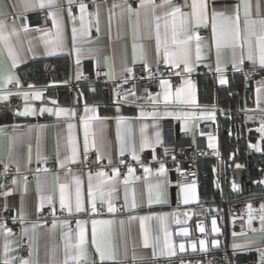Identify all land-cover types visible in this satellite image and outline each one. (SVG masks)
I'll use <instances>...</instances> for the list:
<instances>
[{"label": "crops", "instance_id": "obj_1", "mask_svg": "<svg viewBox=\"0 0 264 264\" xmlns=\"http://www.w3.org/2000/svg\"><path fill=\"white\" fill-rule=\"evenodd\" d=\"M38 3V0H34ZM47 3V0H45ZM128 3V0H127ZM161 0H158L157 4H160ZM190 3V0H189ZM238 3V0H208L209 10L215 8L217 11H224L226 14H231L234 11V5ZM252 5L251 12L253 19L264 18V0H250ZM86 4V3H85ZM114 4L120 5V7H113ZM173 4L178 5L174 0ZM58 5L64 7V11H60V7H55L53 10L57 11L63 17V36L64 46L62 49L55 51L53 54H49L50 46H45L44 39H51V37H43V32L36 30H29L24 32L19 31V36H13L11 43L16 50L19 60L15 69L11 67V58L7 55V49L0 45V74L6 75L14 72L18 76L23 84V90L28 91L29 95L34 96L36 91H40L42 98L46 95L50 102L53 103H69L68 96L63 100H59L57 96L58 88L66 87L67 79L70 75L76 74L82 64L89 63L97 66H105L107 69L108 79H119L126 71L131 69V66L135 63H142L147 60L149 67L157 64V53L155 43V23L152 20L151 14L145 16L144 10L141 11L139 18L135 14L129 15L125 9V0H115L109 6L104 2L98 0L92 3V8L88 13H99V32L95 26V16H90L88 19L92 21V27L87 36L77 35L76 43L72 41V21L67 15V3L66 0H58ZM257 5L259 6L257 8ZM139 7V0L133 8ZM78 16L80 15L79 6ZM40 10L50 11L47 7L41 9L38 6L27 12L22 7L21 0H0V19H4L9 25V30L13 23L18 29L24 25L19 18L25 17L29 13H34ZM170 10V9H164ZM163 10L157 9V14H161ZM184 11H189V8ZM23 13V15H20ZM147 20V23H146ZM163 23V22H161ZM76 26L79 28V20L77 19ZM53 34L55 29L50 30ZM163 31V28L161 29ZM200 35L207 41L210 30L200 29ZM45 32V31H44ZM137 45L135 54L133 52V44ZM142 46V47H141ZM31 48V50H29ZM82 49L79 56V64H77V51L76 49ZM91 49V51H89ZM231 61L230 49H225L222 53L220 67L223 72H217L215 48L212 46V50L208 51L207 47L202 52V57L199 62L194 63L193 71L198 65H204L208 71L213 70L217 73L215 83L218 85L225 84L229 78L235 79L237 75H240L245 70V64H250L254 69V65L247 59L244 60L242 65L233 67ZM59 62H63V71L59 77H50L44 81H36L29 77L25 72H21V68L30 64H39L44 69L53 70ZM159 63L164 64L161 52V58ZM149 69V68H147ZM255 70L262 71L264 68L256 65ZM191 72V73H192ZM188 79L187 77H184ZM167 79V78H166ZM221 79L226 82L221 84ZM29 85L33 87L29 89ZM89 88L79 87L74 93V104H79L78 108H75L76 116L68 120L65 116L57 117L53 113L39 112L38 116L29 115L30 118L22 116L16 120L17 124H22L24 127L15 129L12 132L11 137H15L13 143L7 134L0 133V163L14 165L17 169L19 166L18 174L16 175V183L13 188L0 191V208L4 205L11 208L14 213V219L16 224L20 227L17 232L7 239L13 241L11 247L14 249L9 253L10 257H17L14 263L19 264V257L30 258L31 260L38 261V264H63L64 260V234L71 229L75 238L78 230L76 229V220H87L88 223L85 226L87 237V248L89 253V259L92 261H99L98 253L95 252V246L91 244V220L92 219H106L112 220L113 223L107 226H97L98 231L103 228L104 231V244L106 248L115 253V260H108L103 264H163L173 262L175 260L185 258L190 255L206 254L211 250L224 249L233 247V245H240V247L246 246H259L263 245V240L259 232H252L250 230L237 233L238 235H229L227 230V217L224 214V219L220 220L218 217L217 224H219L221 231L212 235L211 216L216 215L214 207L210 201L207 206L199 205V202H205L199 197L198 182L196 180L182 179L179 182H172L168 178L170 183L165 188V197L160 203H153L149 205L147 203L146 188L148 184L155 185L158 180L164 179L156 175V170L159 168V164L156 167L143 164L152 170V173L145 179V173L142 167L141 175H134L129 177V184L127 186L129 203L131 202L132 190L135 189L137 194L138 206L135 210L126 209L124 206L125 185L123 179L118 178L116 182L117 191L113 194V203L115 204L117 211L115 213L107 212V205L100 206L99 214H92L89 211L85 213H73L65 216H59V190L57 187V176H59L60 182H66L68 177L65 176L66 169H61L57 162V153H59V159H63L65 155L69 154V148L67 144L69 129L67 124L73 123L75 127L72 129V135L77 138L79 155L76 163H70L68 167L73 172L79 174L84 181V192L87 200V175L88 171L81 169L83 162V124L80 121V117L85 115L92 117L97 116L100 118L107 117L108 119L92 120L89 127V150L96 151L97 155L101 157L100 167L91 172L95 174L98 170H104L112 175V168H115L117 158L120 155L121 142L125 145V153L131 155V147L134 143L136 154L140 157L141 152L144 149L153 148L158 144L170 140L171 136L175 139L180 136H184L186 133L192 135L196 128V125L200 121H215L216 117L221 114L214 112V119H202L201 112H209V107H196L195 105H177L171 104L165 109L161 104L156 109L159 113L157 118L153 120L152 117H141L140 112L143 107L145 111H153L150 104L143 102H130L120 100L110 89L108 83L95 85L91 84ZM95 85V86H94ZM172 85V84H171ZM180 86V85H179ZM173 87V86H172ZM178 87V86H177ZM176 87H173V91ZM260 88V103L257 105V89ZM16 91V90H15ZM13 91V92H15ZM70 92V90H67ZM162 89L159 87V92ZM193 93L195 96L196 104L198 103L197 91L194 86ZM249 98L247 100V106L245 109H256L258 111H264V84L257 85L255 88L249 90ZM67 92V93H68ZM155 94V93H153ZM91 95V98L88 96ZM18 96L13 94L8 97L7 100H0V116H3L6 111L9 110L8 100L12 97ZM130 97H127V99ZM162 99V97H161ZM250 99V100H249ZM24 100V98H23ZM54 103V104H56ZM85 106H88L90 111L85 113ZM25 107V106H24ZM52 106H40V108H51ZM39 108V109H40ZM67 108V107H65ZM94 108V111L91 110ZM213 108V107H211ZM119 109V111H117ZM200 109V110H196ZM165 111L175 112L179 115L181 112L195 113L196 119H177L174 115H166ZM204 116L209 115L203 113ZM117 115L128 118L126 121L121 122L119 125L117 121L113 119ZM172 118V128L169 130L162 118ZM8 123H11V118L8 119ZM144 124L148 125V128L142 133L141 128ZM6 125L4 121H0V126ZM31 126V127H29ZM119 127V135L117 129ZM157 132L159 133V143H156ZM144 137H147L151 143L150 147H145L141 150V144ZM216 136L211 137V143L216 145ZM93 143L95 147H93ZM39 156V159H38ZM31 157V162L46 163L48 160L53 161L52 168L49 172H36L28 175L26 173L27 165ZM46 158V161H45ZM111 160V164H109ZM239 165V164H237ZM214 172V169H213ZM141 177L140 180H135L134 177ZM26 178V179H25ZM39 180L40 191L37 190V181ZM218 177L214 178L215 187L218 182ZM219 181V180H218ZM195 185L194 198L190 195V200L187 205L183 203L184 193L181 191V185ZM56 189L53 193V189ZM240 186H238L239 190ZM236 190V189H235ZM7 193V194H5ZM54 194V203L56 206L55 223L53 227L54 217L47 222L45 219L37 218V211L40 204V196L42 194ZM155 198V190H154ZM207 202V201H206ZM179 204V205H177ZM44 207L51 206L45 204ZM217 209L221 210L220 206ZM181 210V213L179 212ZM218 210V211H219ZM208 213L207 218L204 220L196 219L197 215ZM24 215V223L20 222V215ZM162 213H178L181 223H176V216L169 215L164 221L169 233H171V240L176 246V254L174 256H161L160 247L163 245L164 233L161 229V221L157 218H153L151 221L145 223L150 228V241L148 247L144 246L143 232L141 230V224L139 219H130V217L147 216L150 214H162ZM184 213L188 215L185 216ZM221 214V212H220ZM219 214V215H220ZM68 220L69 225L65 226L62 221ZM123 221V223H121ZM198 223H202L205 227V232L201 233L197 227ZM37 224L38 227L33 232L31 225ZM181 227H187L189 229V235L187 237L179 234ZM22 228H28L27 235L22 233ZM206 234V235H204ZM29 236H32V255L29 257L19 255V246L21 244V238L27 243L29 247ZM159 236L160 243L154 249L151 246L154 238ZM205 240V247L202 250L199 245V241ZM197 244L196 250L191 247L192 242ZM212 241H217V244L213 245ZM4 243L5 236L3 231L0 230V264L6 258L4 255ZM185 244V251H179V244ZM19 245V246H17ZM239 248V247H237ZM203 259H199V263H202ZM73 264V262H70ZM82 264H87V260Z\"/></svg>", "mask_w": 264, "mask_h": 264}, {"label": "snow or ice", "instance_id": "obj_2", "mask_svg": "<svg viewBox=\"0 0 264 264\" xmlns=\"http://www.w3.org/2000/svg\"><path fill=\"white\" fill-rule=\"evenodd\" d=\"M22 7L25 12L32 10L34 7H39L41 9L47 7L49 11V15L51 17L52 26L55 29V33L53 34L51 31H45L42 33L43 37H51V39H44L45 46H50L49 54H53L55 51L60 50L64 46V28H63V17L57 11L53 10L55 7H60V11H64V7L62 5H58V0H38L34 2V0H21ZM77 0H66L67 3V15L72 21V41L75 45L77 35L87 36L92 27V21L88 19L90 16H95V26L97 32H99V13L98 11L95 13L87 12V5L83 2V0H78L79 12L80 15L77 17L73 14L72 5L76 3ZM113 7H120V5L114 4ZM125 9L129 13V15L135 14L137 18L140 17L141 11L144 10L145 16L151 14L152 20L155 23V43H156V53H157V64H159L162 52V58L165 65H170L174 69H179L181 65H183L184 72L186 74H190L193 71V65L196 62H199L202 57V52L207 47L208 51L212 50V46L215 48V56H216V64H217V72H223V69L220 67L222 53L225 49H230L231 51V63L233 67H237L242 65L244 60L247 59L251 61L254 65L253 71H255V66L258 65L261 68H264V18L261 19H253L251 8L252 5L250 0H238V3L234 5V11L231 14H226L224 11H217L215 8L209 10L208 0H190L188 4L189 11H184L181 5L173 4V0H161L160 4H157L155 0H139V7L133 8L131 4L127 3L125 0ZM259 6L257 5V8ZM157 9L163 10L161 14H157ZM170 9V10H164ZM23 15V13H20ZM77 19L79 20V28L76 26ZM163 22V23H161ZM147 23V20H146ZM163 28V31L161 29ZM209 29L210 35L207 39L200 35V29ZM23 30L24 32H28L29 29L27 25H22L21 29H18L15 26V23L11 26L9 30V25L6 23L4 19H0V45L3 48L7 49V55L11 58V67L15 69L16 64L19 60V56L14 49L11 40L13 36H19V31ZM39 31V29H36ZM142 47V46H141ZM137 45L133 44V52L135 54V50ZM31 50V48L29 49ZM77 64H79V56L82 52V49L77 48ZM91 51V49H89ZM146 68H149V78L151 79L152 73L150 67L147 64V60L144 61ZM126 71L131 72L132 69H126ZM171 75H175L182 78V83L180 86L176 87L173 91V87L171 85L170 79H165L161 76L159 79V87L162 89L161 92H157L155 94L148 92V95L144 98L146 103L150 104L153 108V111H145L143 107L140 112V116L147 118L152 117L153 120L157 118L159 115L156 110L158 106L161 104L164 105L165 109L171 104L177 105H195L196 104L195 96L193 93L194 85L192 84L190 79H186L182 77V74L179 71H174ZM79 79V75L77 76ZM17 85V89L15 92L9 87L12 83ZM128 81L125 80L124 83ZM226 81L221 79L220 83L223 84ZM33 86L29 85V89ZM260 91L261 89H257V105L260 103ZM16 94L22 95L24 100L26 101L25 107L23 111H18L17 114L21 116H29L36 115L37 109L30 104L27 103L29 100V92L23 90V84L18 76L12 73H8L6 75L0 74V100H7L9 96ZM128 96L136 97L135 92H128L125 94V99ZM162 97V99H161ZM35 100H41L42 94L40 91H36L34 96L32 97ZM136 99H140V97H136ZM53 103H56L53 101ZM214 108V106H213ZM94 111V108L91 109ZM53 113L55 116H65L69 121L73 117L76 116V112L74 108H65V107H57L55 111L51 108H40L39 112L42 114L43 112ZM90 109L88 106H85V113L89 112ZM119 111V109H117ZM209 115L204 116L201 113L199 118L202 119H214V113L212 110H208ZM166 115H174L177 119H196L195 113H187L181 112L177 115L175 112L165 111ZM99 119H108L107 117L100 118L97 116L89 117L87 115L80 117V121L83 124V152L85 158L87 157L89 151V127L90 122L92 120ZM119 125L121 122L126 121L128 118L124 116L117 115L114 117ZM31 127V126H29ZM75 125L71 122L67 124V128L69 129V136L67 140L69 154L65 155L63 159H59V153H57V162L61 169H66L65 176L68 177L66 182H60L59 176H57V187L59 190V209L66 210L69 215L73 213H85L89 211L92 214L98 213V203L100 206L107 205L108 213H115L117 208L113 203V194L117 191L116 182L120 176V172L118 168H112V175H109L108 172L104 170H98L95 174L89 172L87 175V200L84 192V181L82 177L73 172L68 165L70 163H76L78 161L79 155V147L77 138L72 135V129ZM148 128L147 124H144L141 128V132L143 133L145 129ZM2 131V129H0ZM258 131L262 134L261 140L264 141V121L261 123V127ZM119 135V127L117 129ZM157 139L156 143H159V133L156 134ZM15 137H11L10 140L14 143ZM210 143L209 147L215 148V145L211 143V136L209 137ZM95 147V144L92 145ZM151 143L147 137H144L141 144V150L145 147H150ZM125 145L123 141L121 142L120 155L123 156L125 153ZM131 155L134 161L139 163L141 167H143V171L145 173V179L149 174L152 173V170L149 167L143 165V161H141L140 157L136 154L135 145L133 143L131 147ZM101 157L98 156V159ZM39 159V156H38ZM155 159V157H153ZM46 161V158H45ZM29 162H31V157H29ZM159 168L156 170V175L159 177H164L162 180H158L155 185L148 184L146 188L147 193V203L149 205L155 203H160L165 197V188L170 183L167 180V171L163 161H158ZM109 164H111V160H109ZM120 164H124V161L121 160ZM237 167H241V165H237ZM5 174L8 171V164L4 165ZM17 171H19V166H17ZM44 172H49V169H43ZM135 169L131 166L127 168V175L123 179V184L125 185V195H124V206L126 209L135 210L138 206L137 202V194L135 189L132 190L131 194V202L129 203L128 198V190L127 186L129 184V177H133ZM183 175V173H181ZM26 179V178H25ZM135 180H140L141 177H134ZM13 183H16V180H13ZM181 191L184 193L183 203L187 205L191 196L194 198L195 196V185H181ZM235 188L236 185H233ZM37 190L40 191L39 180L37 181ZM55 188L53 189V193L55 192ZM154 190H155V198H154ZM7 194V193H5ZM47 204L52 207L54 222L53 227L56 226L55 223V212L56 206L54 203V194H42L40 196V204L39 209L42 210ZM257 210L253 209L251 204L247 205V228L252 232L260 231L264 232V203H261L259 206V214L254 215V212ZM169 215L176 216V223L179 225L181 223L179 219L178 213L168 214H150L147 216L140 217H130V219H139L141 224V230L143 232L144 246L148 247L150 241V228L145 223L146 221H151L153 218H157L161 221V229L164 233L163 245L160 247V255L161 256H174L176 254V246L173 244L171 240V233L168 232L164 221L169 217ZM187 216V213H184ZM16 219V218H13ZM243 219V217H241ZM258 219L260 227L259 229L253 227V220ZM20 222L24 223V215L21 213ZM62 223L67 226L69 225L68 220L62 221ZM87 220H76V229L78 232L73 236L71 229L64 234L65 245H64V260L63 264H82L83 261L87 260V264H96L95 261L89 259V253L87 248V237H86V229ZM113 223L112 220L106 219H92L91 220V244L95 246V252L98 253L100 264L108 260H115V253L109 251L104 244V231L103 228L98 231L97 226H107ZM123 223V221H121ZM212 231L219 232L217 228V221L215 218L211 221ZM38 227L37 224L31 225L33 232ZM199 231L201 233L205 232V227L202 223H198L197 225ZM0 230L3 231L5 236L4 243V255L5 259L2 264H14V261L17 257H10L9 253L14 249L11 247L13 241L8 240L7 238L11 236L12 230L7 227V225L3 222H0ZM22 233L27 235L29 232L28 228H22ZM179 234L187 237L189 235V229L187 227H181L179 229ZM233 235H238L237 233H233ZM32 236H29V257H31L32 252ZM160 243L159 236H156L152 242V247L154 249ZM205 240L201 239L199 241L200 248L203 250L205 247ZM213 245L217 244V241H212ZM19 246V245H17ZM179 251H185V244H179ZM191 247L193 250H196L197 244L195 241L192 242ZM234 248L240 247V245H233ZM261 252L260 264H264V249H257ZM19 264H38V261H33L30 258L19 257Z\"/></svg>", "mask_w": 264, "mask_h": 264}, {"label": "built area", "instance_id": "obj_3", "mask_svg": "<svg viewBox=\"0 0 264 264\" xmlns=\"http://www.w3.org/2000/svg\"><path fill=\"white\" fill-rule=\"evenodd\" d=\"M98 0H83L84 3L88 5L89 10L92 8V3ZM109 6L115 0H100ZM178 5L183 7V10L188 9L189 0H174ZM157 3L158 0H155ZM128 3L134 7L137 0H128ZM78 0L72 5L73 14L78 16ZM25 23L29 30L39 29L38 32L50 31L53 29L51 17L49 11L40 10L34 13H29L24 17ZM131 72H125L119 79H108L107 69L105 66H97L89 63L82 64L78 69L76 74L70 75L66 82V88L71 92L75 91L77 88L83 85L91 84H105L108 83L111 91L123 101L130 102H143L148 92L157 93L159 92V79L161 76L163 78L170 79L173 87L181 85L182 78L171 75L174 71H179L182 77H187L191 80L192 84L197 86V76L208 73L214 79L217 73L213 70L208 71L204 65H198L195 71L186 74L184 72L183 65L179 69H174L170 65L165 64H155L150 67L152 77L149 78V69L142 63H135L131 66ZM79 75V79L77 76ZM127 80V83L124 81ZM264 84V73L262 71L255 70L251 68L250 64H245L244 70V86L247 89H253L257 85ZM9 87L15 91L17 85L13 82ZM128 92H135L136 97L128 96L130 98L125 99V94ZM242 113V112H241ZM243 114V113H242ZM198 134L193 135H182L179 138L171 140H166L153 148L144 149L140 154V159L143 164H147L152 167H156L159 163L158 161H163L167 171V178L172 182H179L182 179L196 180L199 172V161L203 158L214 159L213 169L215 175L220 179V181L233 182L235 169L238 168L237 165L232 166L230 169H224L221 162V155L215 148L209 147V137L216 136L217 124L215 121H200L196 125ZM155 157V159H153ZM123 160L124 164H120ZM5 164L0 163V191L4 192L10 188H13V180L16 178L18 171L14 165L8 164V171L5 174L4 169ZM53 161L48 160L46 163L41 162H30L27 165L26 173L28 175L34 174L36 172L43 171V169L52 168ZM131 166L135 169L134 175L142 174V167L139 163L133 160L130 155L124 154L119 155L115 168L119 169V178L124 179L127 175V168ZM100 167V160L96 151L89 150L87 157L83 156V162L81 164V169L93 172ZM241 167L245 165L241 164ZM183 173V175H181ZM256 182V180H254ZM264 203V197L257 196L249 199H236L228 200L224 199L221 205L224 214L227 217V230L229 235L234 232L239 233L247 231V205L251 204L253 209L257 210L254 215L259 214V206ZM179 205V204H177ZM100 211V206L98 205V212ZM181 213V210H179ZM59 216L67 215L66 210H58ZM243 217V219H241ZM13 210L6 205L0 208V222L7 225L12 232H17L20 225L16 224L13 219ZM38 219H45L47 222L53 218V212L49 207H44L42 210L37 211ZM197 219L204 220L205 214H200L196 216ZM259 220H253V227L259 226ZM264 239V232L258 231ZM206 235V234H204ZM207 236V235H206ZM21 244L19 246V255L27 256L29 253V247L24 239L21 238ZM259 246H246V247H228L224 249L211 250L206 254L190 255L185 258L175 260L176 263H163V264H260V258L258 255ZM256 254L254 258L253 255ZM199 259H203L202 263H199ZM174 262V261H173ZM17 264V263H14ZM96 264L100 262L96 261ZM154 264V263H153Z\"/></svg>", "mask_w": 264, "mask_h": 264}, {"label": "trees", "instance_id": "obj_4", "mask_svg": "<svg viewBox=\"0 0 264 264\" xmlns=\"http://www.w3.org/2000/svg\"><path fill=\"white\" fill-rule=\"evenodd\" d=\"M63 62L54 67L53 70L44 69L39 64H30L21 68V72H25L29 77L36 81H44L52 77H59L63 71ZM232 78V77H231ZM229 78L223 85L215 83V79L208 73L197 76V97L201 107H213L221 111L216 117L217 133H216V148L221 155V162L224 169L228 170L234 165H246L247 161H251L252 166H258V170H251V176L254 180L264 177V150L247 158L244 149L249 145V141L254 134L248 131V126L242 124L243 114L241 110L247 106L249 98V90L244 86V72L237 75L235 79ZM100 85V84H95ZM94 85V86H95ZM102 85V84H101ZM92 85H83V88H89ZM56 93L59 100H63L67 96V88H58ZM91 95L88 96V98ZM250 100V99H249ZM214 159L203 158L199 161V172L197 177L199 197L205 202L210 201L212 205H222L224 199H249V192H263L264 185L260 187L252 186L250 191L247 186H240L239 190H231L230 182H222L218 178V188L215 187L213 172ZM264 197V195H263ZM221 210L216 213L220 214Z\"/></svg>", "mask_w": 264, "mask_h": 264}, {"label": "water", "instance_id": "obj_5", "mask_svg": "<svg viewBox=\"0 0 264 264\" xmlns=\"http://www.w3.org/2000/svg\"><path fill=\"white\" fill-rule=\"evenodd\" d=\"M19 21L21 23H23L24 18L23 17L19 18ZM67 96L69 99L68 104L59 103V102L54 104V103L49 101V99L47 98L46 95L41 100H35L34 98H32V95H29L30 98L27 101V103L37 109V113L35 115L36 117L38 116L40 106L48 105V106H52L54 108L56 106H63V107H67V108H74V107L78 108L79 104H74V93L70 91L67 93ZM25 103H26V101L23 100L22 95L12 97L8 100L9 110L6 111L3 116H0V121L1 122L4 121L6 124L3 126H0V129H2V131H0V133H5L10 138L12 135V132L15 129L24 127V125H22V124H17L16 120L19 119L20 117H22L21 115H18L17 112L23 111ZM196 110H200V109H196ZM203 110H209V109H203ZM210 110H212L214 112H218L217 108H210ZM241 112L243 113V117H242V124L243 125H247L252 121H254L255 123H258V124H260V123H262V121H264V111H258L256 109H253V110L243 109V110H241ZM53 117H54V114H53ZM9 118H11V120H12L11 123H8ZM25 118H30V116H26ZM162 121L164 122V124L167 127H169V130H171L170 128H172V122H173L172 118H166L165 117V118H162ZM197 134H198V132H197V129L195 128L192 135L195 136ZM185 135H189V133H186ZM171 139H173L172 136H171ZM244 153L247 156V158L256 154L255 150L252 149L249 145H247L246 148L244 149ZM251 170H258V166H252L251 161L248 160L245 167H239V168L235 169L233 182L235 184H237L238 186H247L250 191L252 190L253 185H255L256 187H260V184H261L260 179L258 178L255 182L251 176ZM262 195H264L263 192H257V193L249 192L247 196L248 197H257V196H262ZM207 204H208L207 202H202V201L199 202V205L207 206ZM207 216H208V213L206 212L205 218H207ZM260 249H264V239H263V245L261 246ZM257 256L259 258L261 257L260 251H258ZM253 257L255 258L256 254H254ZM172 263H176V262L174 261Z\"/></svg>", "mask_w": 264, "mask_h": 264}, {"label": "rangeland", "instance_id": "obj_6", "mask_svg": "<svg viewBox=\"0 0 264 264\" xmlns=\"http://www.w3.org/2000/svg\"><path fill=\"white\" fill-rule=\"evenodd\" d=\"M201 113H208L209 114V112H204V111H202ZM260 127H261V123L258 124V123H255L254 121H252L249 124V126H248V131H251V132L254 133L252 135L251 140L249 141V146L252 149H254L256 153H259V152H261V151L264 150V141L261 140V135L262 134L258 131V129ZM209 143H210V140H209ZM217 182H218V180H217ZM260 182H261L262 185H264V177H261ZM233 185H236V187L234 188ZM229 187H230L231 190H235V189L238 190V185L235 184L234 182H231V184H229ZM217 206L218 205H213L212 206V207H214V212H216V213H218V210H219V209H217ZM218 217H219L220 220H223L224 219L223 209H221V214L220 215L219 214L218 215L217 214L216 215H213V216H211V219L215 218L216 221H218L217 220ZM216 226L219 229V231H221V228H220L219 224H217ZM259 227H260V225L259 226H256L255 228L259 229ZM211 233H212V235H215L216 234V232H213L212 230H211Z\"/></svg>", "mask_w": 264, "mask_h": 264}]
</instances>
